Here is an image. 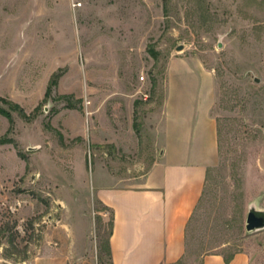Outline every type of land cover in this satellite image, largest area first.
<instances>
[{"label":"rangeland","instance_id":"374dc122","mask_svg":"<svg viewBox=\"0 0 264 264\" xmlns=\"http://www.w3.org/2000/svg\"><path fill=\"white\" fill-rule=\"evenodd\" d=\"M167 68L171 90L184 70L212 95L217 137L170 264H264V229H245L264 209V0H0L1 263L69 250L79 225L104 251L112 213L96 189L159 155Z\"/></svg>","mask_w":264,"mask_h":264},{"label":"crops","instance_id":"0c3cea01","mask_svg":"<svg viewBox=\"0 0 264 264\" xmlns=\"http://www.w3.org/2000/svg\"><path fill=\"white\" fill-rule=\"evenodd\" d=\"M182 71V87L171 90L167 68L159 155L132 184L117 181L96 189L95 197L113 217L111 264H170L186 250V227L201 197L207 169L217 159V137L210 114L212 95L199 85L190 88V82L197 85V77ZM74 233L71 249H49L30 264H97L96 242L84 239L80 225ZM202 264L250 262L243 252L235 253L228 263L212 253L203 257Z\"/></svg>","mask_w":264,"mask_h":264},{"label":"water","instance_id":"95a60500","mask_svg":"<svg viewBox=\"0 0 264 264\" xmlns=\"http://www.w3.org/2000/svg\"><path fill=\"white\" fill-rule=\"evenodd\" d=\"M182 48L181 45L176 46L177 50ZM255 81H258L255 78ZM245 229L248 232L264 229V209H258L250 206L245 217Z\"/></svg>","mask_w":264,"mask_h":264},{"label":"trees","instance_id":"16d2710c","mask_svg":"<svg viewBox=\"0 0 264 264\" xmlns=\"http://www.w3.org/2000/svg\"><path fill=\"white\" fill-rule=\"evenodd\" d=\"M56 81H55V78H52L51 79V81H50V83H55ZM48 90V89H47ZM112 220H113V217L111 218V220H110V223H109V225H110V229H109V232H108V237H107V239H106V241H105V245H104V251H98V262H97V264H99V262H100V260H101V254H102V252H104L105 253V256L107 257V264H111V253H110V247H109V236H110V234H111V228H112ZM102 246H100V250H102V248H101ZM230 258L231 257H229V258H225L224 259V262L225 263H228L229 262V260H230Z\"/></svg>","mask_w":264,"mask_h":264},{"label":"built area","instance_id":"2783aa9c","mask_svg":"<svg viewBox=\"0 0 264 264\" xmlns=\"http://www.w3.org/2000/svg\"><path fill=\"white\" fill-rule=\"evenodd\" d=\"M139 79H140V80H143V79H144V76H143V75H140V76H139Z\"/></svg>","mask_w":264,"mask_h":264}]
</instances>
